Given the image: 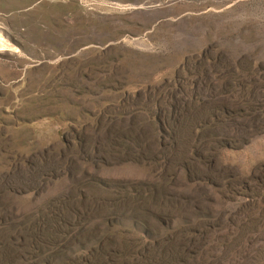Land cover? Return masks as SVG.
I'll return each instance as SVG.
<instances>
[{"label": "rangeland", "instance_id": "1", "mask_svg": "<svg viewBox=\"0 0 264 264\" xmlns=\"http://www.w3.org/2000/svg\"><path fill=\"white\" fill-rule=\"evenodd\" d=\"M2 213L10 264H264V0H0Z\"/></svg>", "mask_w": 264, "mask_h": 264}, {"label": "trees", "instance_id": "2", "mask_svg": "<svg viewBox=\"0 0 264 264\" xmlns=\"http://www.w3.org/2000/svg\"><path fill=\"white\" fill-rule=\"evenodd\" d=\"M250 70H251V66L248 64H241L239 68L236 67L234 69L232 68L227 69L224 73L225 74V79H224L225 90L227 91L228 88H230L233 85V83L242 84V87H245V82L243 80H245V77L249 75ZM253 91H254L253 86H249L242 93H246L247 97L249 98L252 95ZM175 93L176 92L172 90L168 94V99L162 100L159 102L160 108L162 109H164V107L168 108V114H167V117H165V119L167 122H170L172 128L178 122V115L182 114L184 111V106L182 103H180ZM161 104H163L164 106ZM157 115H158L157 113L156 115H154V119L159 120L163 123L161 117ZM197 118L198 120H200L201 118L200 115ZM180 127H181L180 124L175 126L176 129H180ZM135 131H137L138 134L132 135L133 130H130L129 135L136 137V139L142 140V136L138 132L139 130H135ZM4 217H5V213L0 214V219L2 221H7L6 220L7 217L6 218ZM1 240L2 239H0V242ZM180 248L176 246V249L175 248L169 249L168 251L162 254H160V252L157 255L151 254V256L148 258L145 264H174L175 261L179 260L181 256L182 252ZM11 262H12V256L7 254L6 248H0V264H10Z\"/></svg>", "mask_w": 264, "mask_h": 264}]
</instances>
